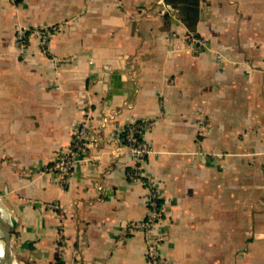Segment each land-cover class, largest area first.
<instances>
[{
	"label": "crops",
	"instance_id": "1",
	"mask_svg": "<svg viewBox=\"0 0 264 264\" xmlns=\"http://www.w3.org/2000/svg\"><path fill=\"white\" fill-rule=\"evenodd\" d=\"M198 8L191 31L165 0H0V209L13 264H150L129 227L147 217L151 185L169 264H264V0ZM35 27L54 29L47 47L28 37L20 49L17 30ZM142 121L151 153L135 169L117 140ZM82 124L89 136L63 185L46 168Z\"/></svg>",
	"mask_w": 264,
	"mask_h": 264
},
{
	"label": "built area",
	"instance_id": "2",
	"mask_svg": "<svg viewBox=\"0 0 264 264\" xmlns=\"http://www.w3.org/2000/svg\"><path fill=\"white\" fill-rule=\"evenodd\" d=\"M54 29L48 27H35L30 29H18L15 35L16 45L20 49L27 47L28 37L37 38L39 44L46 48ZM187 42L194 49H203L207 45V40L198 36L195 32H188L185 36ZM149 121L133 122L124 127L120 132L121 137L118 136V147L116 150L120 152L122 147H126L131 155L134 163V168H139L145 161V158L151 153V149L146 145L142 138V131L144 128L150 126ZM89 135L87 127L82 124L75 129V135L72 143L64 149L56 158L55 162L46 170H49L53 175L65 185L67 175L70 172L73 164L80 159L79 151L82 148L84 141L87 140ZM140 174L137 172L136 174ZM135 174V175H136ZM48 208H57V205L46 204ZM148 215L145 219L133 222L129 230L140 231L144 235L145 240V255L150 264H169L164 260L158 250L159 238L156 234V225L161 220L163 214L162 204L160 203L159 190L156 185L148 187Z\"/></svg>",
	"mask_w": 264,
	"mask_h": 264
},
{
	"label": "trees",
	"instance_id": "3",
	"mask_svg": "<svg viewBox=\"0 0 264 264\" xmlns=\"http://www.w3.org/2000/svg\"><path fill=\"white\" fill-rule=\"evenodd\" d=\"M171 7L178 11L182 22L191 30L195 31L199 16L200 0H165Z\"/></svg>",
	"mask_w": 264,
	"mask_h": 264
},
{
	"label": "water",
	"instance_id": "4",
	"mask_svg": "<svg viewBox=\"0 0 264 264\" xmlns=\"http://www.w3.org/2000/svg\"><path fill=\"white\" fill-rule=\"evenodd\" d=\"M11 229L7 226L4 219L0 216V241L2 244V254L0 264H13L12 249L10 245Z\"/></svg>",
	"mask_w": 264,
	"mask_h": 264
},
{
	"label": "bare ground",
	"instance_id": "5",
	"mask_svg": "<svg viewBox=\"0 0 264 264\" xmlns=\"http://www.w3.org/2000/svg\"><path fill=\"white\" fill-rule=\"evenodd\" d=\"M0 216L2 217V210L0 209ZM2 254V245H1V242H0V256Z\"/></svg>",
	"mask_w": 264,
	"mask_h": 264
}]
</instances>
